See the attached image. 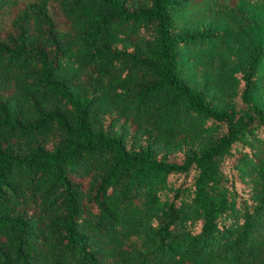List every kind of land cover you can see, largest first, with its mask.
Returning a JSON list of instances; mask_svg holds the SVG:
<instances>
[{
    "label": "trees",
    "instance_id": "trees-1",
    "mask_svg": "<svg viewBox=\"0 0 264 264\" xmlns=\"http://www.w3.org/2000/svg\"><path fill=\"white\" fill-rule=\"evenodd\" d=\"M0 264H264V0H0Z\"/></svg>",
    "mask_w": 264,
    "mask_h": 264
},
{
    "label": "rangeland",
    "instance_id": "rangeland-1",
    "mask_svg": "<svg viewBox=\"0 0 264 264\" xmlns=\"http://www.w3.org/2000/svg\"><path fill=\"white\" fill-rule=\"evenodd\" d=\"M19 1H20V4H23V3L28 2L30 0H19ZM14 12H15V10L12 8L7 14L4 15V17L0 18V21L5 20L7 22L9 19H11L13 17Z\"/></svg>",
    "mask_w": 264,
    "mask_h": 264
}]
</instances>
